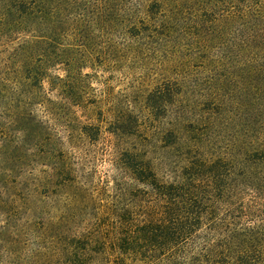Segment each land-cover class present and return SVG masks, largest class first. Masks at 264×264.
<instances>
[{
  "label": "trees",
  "instance_id": "obj_1",
  "mask_svg": "<svg viewBox=\"0 0 264 264\" xmlns=\"http://www.w3.org/2000/svg\"><path fill=\"white\" fill-rule=\"evenodd\" d=\"M147 33L174 49L175 74L147 91L149 113L186 95L185 65L209 73L200 113L161 134L180 157L159 173L138 149L118 150L113 219L51 251L40 245L43 259L31 254L25 264H59L64 254L66 264H92L104 252L111 264H264V0H0V264L1 244H18L20 196L30 203L37 187L34 167L23 164L38 157L54 169L45 158L61 152L48 145L62 137L34 107L52 112L58 98L79 104L82 70L110 62L117 37ZM125 119L116 118L113 132L135 135ZM123 176L135 185L124 187ZM34 212L28 231L39 228ZM51 228H39V238Z\"/></svg>",
  "mask_w": 264,
  "mask_h": 264
},
{
  "label": "rangeland",
  "instance_id": "obj_2",
  "mask_svg": "<svg viewBox=\"0 0 264 264\" xmlns=\"http://www.w3.org/2000/svg\"><path fill=\"white\" fill-rule=\"evenodd\" d=\"M116 42L119 46L110 62L82 70L88 73L80 82L85 100L73 104L71 99L58 98L52 112L33 106L35 116L45 121L52 133L62 137L60 146L52 141L48 145L60 148L61 154L58 152L51 159L45 158L54 169L43 164V158L38 157L29 158L23 164L25 169L34 167L37 187L30 203L20 196L19 222L23 225L17 234L16 247L9 242L10 237L1 244L3 264L17 261L25 264L27 260L31 261V254L36 260L43 259V256H37L40 245H48L51 251L57 244H64L69 234L103 229L108 218L113 219L107 213L115 209L114 205H120L119 197L112 189V178L117 171L111 163L118 150L138 149L159 173L170 169L180 157V149L166 146L161 134L170 127L179 128L180 123L200 113L196 105L200 103L201 91L204 93L209 89V73L196 63L185 65L186 95L171 105L167 112L159 110L155 116L148 112L144 97L155 84L168 78L175 79L174 68L169 66V57L174 49L148 33L140 40L119 36ZM121 117L126 118L135 135L120 136L113 132L119 125L116 118ZM5 119L7 115L0 114V123ZM83 131L90 134L84 135ZM3 133L5 131L0 128V135ZM27 149L31 153L32 148ZM39 149L42 150L38 146ZM63 167L68 170L61 172ZM47 168L48 174H45L42 170ZM121 179L124 187L135 185L129 176ZM63 181L69 184L59 186ZM129 198L128 194L122 195L120 202H128ZM30 209L35 211L34 220L40 229L48 226L54 232L39 238V228L37 231L26 230ZM92 257V264H111L109 253H93ZM68 258L66 254L60 255L59 264L68 263Z\"/></svg>",
  "mask_w": 264,
  "mask_h": 264
}]
</instances>
